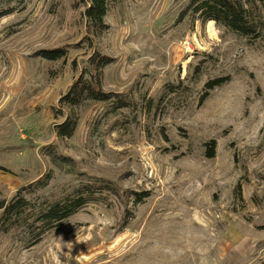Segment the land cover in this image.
<instances>
[{"label": "rangeland", "instance_id": "rangeland-1", "mask_svg": "<svg viewBox=\"0 0 264 264\" xmlns=\"http://www.w3.org/2000/svg\"><path fill=\"white\" fill-rule=\"evenodd\" d=\"M189 1L111 3L95 35L82 0H0V201L47 174L37 205L103 180L120 193L92 188L32 247L22 229L0 232V264H264V0H245L258 39L183 15ZM64 47L65 60L36 56ZM95 52L113 59L103 91L132 106L87 103L61 140L60 99Z\"/></svg>", "mask_w": 264, "mask_h": 264}, {"label": "trees", "instance_id": "trees-1", "mask_svg": "<svg viewBox=\"0 0 264 264\" xmlns=\"http://www.w3.org/2000/svg\"><path fill=\"white\" fill-rule=\"evenodd\" d=\"M121 0H82L85 7L84 17L87 20L88 27L95 35L103 34L107 30L106 17L111 3ZM253 7L245 0H190L183 15L191 14L198 16L205 24L207 22H216L233 33L242 37L258 39L263 34V21L260 16H255ZM10 14V13H8ZM7 12L0 11V19L8 15ZM68 50L64 48L54 50H42L36 56L50 61H59L68 56ZM113 59L95 52L87 62L86 66L73 86L61 99L62 109H68L70 114L66 120L56 126V133L59 139H71L76 135L80 118L77 115V109L82 108L87 103H108L112 106V113L124 108H130L132 103L120 94L106 93L101 88L104 70L113 63ZM226 81L216 79L210 81L205 86V95L203 100L208 98L211 91L222 86ZM62 110L57 112L61 115ZM216 140H212L206 145L208 158L216 156ZM48 155L56 165H68L70 161L64 156L58 154L55 150H48ZM52 180V175L47 174L38 182L22 188L10 201H0V232L8 234L9 232L22 229L27 233L35 246L43 237L57 228L65 220L74 216L79 210L91 203L92 188L97 187L100 190L111 191L119 195L112 183L100 181L101 183H90L80 187L74 194L57 200L43 199L41 203H35L29 199V194L36 190L48 188ZM96 184V185H94ZM83 191V192H82ZM99 191V190H98Z\"/></svg>", "mask_w": 264, "mask_h": 264}, {"label": "bare ground", "instance_id": "bare-ground-1", "mask_svg": "<svg viewBox=\"0 0 264 264\" xmlns=\"http://www.w3.org/2000/svg\"><path fill=\"white\" fill-rule=\"evenodd\" d=\"M213 22H211L210 24H212Z\"/></svg>", "mask_w": 264, "mask_h": 264}]
</instances>
